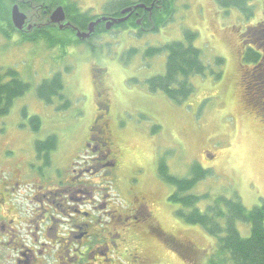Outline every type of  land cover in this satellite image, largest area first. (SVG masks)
<instances>
[{"label":"rangeland","instance_id":"obj_1","mask_svg":"<svg viewBox=\"0 0 264 264\" xmlns=\"http://www.w3.org/2000/svg\"><path fill=\"white\" fill-rule=\"evenodd\" d=\"M39 1L47 10L61 3ZM114 1L122 0H72L88 16L103 14L107 8L113 10ZM168 1L169 21L157 33L115 30L96 36L89 44L75 43L64 51L49 48L43 42L20 44L16 36L7 41L0 35V76L13 69L33 86L15 101L10 114L0 118V143L34 151L35 138L42 140L53 133L57 139L56 156L65 154L69 146L77 150L79 139L100 111L96 94L99 82L95 84L93 73L98 76L99 71H105L103 88L110 95L112 109L104 115L113 124L119 150L115 157L124 170L122 187L132 185L135 191L144 189L157 194L161 212L158 216L164 228L179 239L193 241L200 251L193 260L156 245L167 264H207L217 239L176 216L180 206L169 202L175 189L159 179L158 162L160 158L166 160L170 174L178 179L189 178L195 164L209 172L191 192L208 199L197 205L202 211L218 197H237L248 209L264 200V119L247 106L242 82L243 75L252 67L242 60L244 34L264 21V0H247L254 10L253 18H246L236 8L225 10L215 0ZM8 4V9L19 6L12 4V0ZM66 10L70 11L68 7ZM68 12L66 17L74 24ZM71 14L77 20L74 25L84 28L76 12ZM47 24L40 26L48 27ZM185 31L198 35L194 45L202 51L209 73L191 77L195 92L183 103L175 104L163 93H150L146 85L148 79L165 74L167 55L148 59L144 52L149 47L184 41ZM132 48L138 51L134 56L128 54ZM217 58L224 60L221 67L216 64ZM211 71L221 72L222 78L216 80ZM57 73H62L65 91L72 102L66 113L56 112L55 105L43 107L34 90ZM33 116L39 117L42 124L36 136L29 124ZM154 127L159 129L153 132ZM239 228L248 236L249 229Z\"/></svg>","mask_w":264,"mask_h":264},{"label":"flooded vegetation","instance_id":"obj_2","mask_svg":"<svg viewBox=\"0 0 264 264\" xmlns=\"http://www.w3.org/2000/svg\"><path fill=\"white\" fill-rule=\"evenodd\" d=\"M21 2L20 9L28 18L18 32L25 35L48 23L49 28L77 39L78 30L85 32L91 22L107 17L104 13L90 15L93 19L84 28L70 23L68 16L63 24H53L49 20L54 9L64 6L66 10V5L47 10ZM129 7L112 18L127 17L129 14L122 12ZM154 10L162 12L164 8L157 5L151 12L137 9L121 23L126 24L125 30L115 25L107 34L115 30L136 33L135 26L147 31L145 20L152 23ZM67 23L70 26L60 29ZM100 27L104 29L106 23L84 43L98 36ZM104 75L105 71H99L98 76L93 73L95 84L99 82L100 111L79 139L77 150L69 146L58 157L55 151L39 154L25 146L0 144V264H167L156 245L196 259L194 242L179 239L164 228L157 194L135 191L132 185L122 187L124 170L115 157L119 150L113 124L104 115L112 109L110 95L103 88ZM40 104L48 106L42 100Z\"/></svg>","mask_w":264,"mask_h":264},{"label":"trees","instance_id":"obj_3","mask_svg":"<svg viewBox=\"0 0 264 264\" xmlns=\"http://www.w3.org/2000/svg\"><path fill=\"white\" fill-rule=\"evenodd\" d=\"M22 0H12L19 5ZM26 5H38L39 0H24ZM217 5L225 10L236 8L241 11L246 18H253L254 10L249 7L247 0H215ZM70 11L69 17L75 23L76 18L73 11L76 12L80 22H84V27L93 18L82 14L80 8L72 0H61ZM143 4L147 7L162 6L164 11L154 10L152 14L154 26H151L149 19L145 20L144 28H150L147 31L157 33L159 29L167 23L168 10L170 7L168 0H122L112 3L113 10L105 9L104 14L107 17H119L122 9ZM8 0H0V35L7 41L18 37L20 44L38 45L45 43L49 48H57L61 51L66 50L73 44L78 45L81 41L75 39L65 31H56L53 28H44L35 30L27 35L18 32L12 25L11 9H8ZM55 6V5H54ZM54 6H51L52 8ZM50 8V9H52ZM166 10V13H165ZM162 13V14H161ZM165 13V16H164ZM157 17H154V16ZM171 19V18H170ZM84 20V21H83ZM89 20V21H88ZM162 23V24H161ZM132 25L135 26L134 22ZM50 27V26H49ZM126 24L115 26L117 29H124ZM140 32V27L135 26ZM126 29V28H125ZM124 29V30H125ZM108 31L103 27L98 29V35L107 34ZM245 35V49L243 53V63L252 67L243 75V88L247 106L255 111L264 119V21L256 27L249 28ZM197 34L192 31H185L184 41H174L163 47H149L144 52L145 58H154L167 55L166 71L164 75H156L146 81L147 89L150 93H163L169 100L175 104H181L190 98L195 92L190 79L193 76H206L209 73L208 67L202 60V51L195 47ZM73 45V46H74ZM94 50V49H93ZM138 51L131 49L128 54L134 56ZM216 64L221 67L224 64L222 58H217ZM70 71V70H69ZM13 69H8L0 76V118L10 114L15 101L29 93L33 86H30L22 80L20 75ZM215 79L222 78V73H214ZM35 94L39 100L45 102L48 106H57L58 113H66L72 107V102L65 91V84L62 73L51 76L34 88ZM60 106L58 108V105ZM31 132L36 136L41 128L39 117L29 119ZM159 127H154L156 132ZM1 144V143H0ZM14 147V146H13ZM34 151L39 154L43 151L53 152L57 148V139L55 135L46 140H37L33 144ZM31 150V149H30ZM166 160L160 158L158 162L159 179L173 187L175 192L169 197V202L179 204L180 208L176 211V216L185 224L190 226H200L210 236L217 239L214 253L209 258L207 264H264V200L258 206L252 209L246 208L242 201L235 197L226 199L223 197L215 198L207 209L200 210L197 205L208 200L203 197L192 194L193 188L208 176V171L203 170L198 164L193 165L189 178H177L172 176L169 168L165 164ZM239 226L249 229L248 236L242 234ZM193 242V241H191ZM195 257L200 255L197 249Z\"/></svg>","mask_w":264,"mask_h":264},{"label":"water","instance_id":"obj_4","mask_svg":"<svg viewBox=\"0 0 264 264\" xmlns=\"http://www.w3.org/2000/svg\"><path fill=\"white\" fill-rule=\"evenodd\" d=\"M137 9H146L149 12H151L154 9V5H152L151 7H146L145 5H142V4H139L136 6H131L122 12L123 15L129 14L125 18H112V17L98 18L89 24L87 31L82 32V31L78 30L77 34H76V38L81 42L88 41L89 39H91L95 35L97 27L101 23H104V22L106 23L105 29L107 31H110L115 25H119V24L127 21L128 17H130V15H131V13ZM27 18H28L27 15L25 13L21 12L20 7L18 5H14L12 7V9H11V21H12V24L16 30H18V31L23 30V28L25 27ZM65 21H66V13H65L64 8L61 6L58 7L52 13L50 20H49V22L53 23V24H63ZM66 25L70 26V23H67V24L60 26V29H63ZM32 27H33L32 25H29L27 27V29L31 30Z\"/></svg>","mask_w":264,"mask_h":264}]
</instances>
